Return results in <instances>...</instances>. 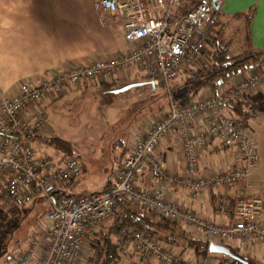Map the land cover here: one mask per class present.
I'll list each match as a JSON object with an SVG mask.
<instances>
[{
  "label": "built area",
  "instance_id": "obj_1",
  "mask_svg": "<svg viewBox=\"0 0 264 264\" xmlns=\"http://www.w3.org/2000/svg\"><path fill=\"white\" fill-rule=\"evenodd\" d=\"M95 7L103 15L121 19L125 39L136 45L134 50L44 76L35 83L23 82L16 95L0 97V205L24 206L46 199L51 206L37 239L9 264H84L87 246L98 230L110 223L122 224L123 216L115 208L118 199L196 231L208 247L200 256L187 259L155 236L126 228L120 238L131 239L127 246H131L133 264H221L210 253V245L235 241L240 249L264 246V199L249 197L255 190L249 179L260 155L252 134L237 116L226 112L230 102L243 103L260 88L264 69L252 68L241 81L232 85L224 81L217 92L181 106L172 104L168 111L150 116L145 130H132L122 162L105 190L56 201L55 196L81 173L82 165L59 151L41 155L34 141L54 135L45 109L32 119L29 112L67 88L135 65L142 66L153 80L169 85L184 67L202 58L220 25V9L213 0H98ZM201 117L206 129L196 132L192 124ZM172 133L182 143V175L166 170L158 156L161 142ZM216 140L234 146L242 165L202 175L201 157ZM143 170L157 182L152 191L136 188ZM179 187L194 200L214 189L233 188L237 197L231 220L216 222L183 211L166 197V188ZM228 206L226 198L217 201L222 215Z\"/></svg>",
  "mask_w": 264,
  "mask_h": 264
},
{
  "label": "crops",
  "instance_id": "obj_2",
  "mask_svg": "<svg viewBox=\"0 0 264 264\" xmlns=\"http://www.w3.org/2000/svg\"><path fill=\"white\" fill-rule=\"evenodd\" d=\"M97 1L0 0V97L16 95L23 82L35 83L44 76H52L60 71L86 65L95 60L115 58L134 50L136 45L130 44L125 39L121 19L100 13L95 7ZM249 17L251 20L248 26ZM233 19L239 20L240 25L245 27V37L242 38L244 45L239 47V52H264V0H220L221 26L213 31L211 44L215 41L219 44L220 37L227 27L226 23ZM206 57L197 61L196 65L184 67L181 74H194L195 66L198 67L204 63L203 60H206ZM251 72L253 70L227 79L225 83L232 85L248 77ZM148 77V72L142 66L135 65L117 70L108 76L83 81L77 86L67 88L61 96L45 99L40 106L34 107L28 116L32 119L41 108L47 112L49 108L61 101L89 97L103 89H109L115 93L126 86L146 81ZM198 91L199 93L194 95L195 100L213 93L211 89L201 87ZM243 103L244 109L252 116L245 127L252 134L260 155V163L252 171L249 179L255 189L249 193V197L264 199V80L260 88L249 94ZM183 104L185 102L177 105ZM226 112L234 115L229 107ZM149 117L136 123L131 130L134 128L145 130ZM192 127L196 132H203L206 129L204 119L201 117L194 120ZM130 135L131 131L129 138ZM34 143L41 155L55 152L42 139L35 140ZM119 144L123 145L124 151L118 160V167L128 143L124 146V143L120 141ZM158 156L169 172L181 175L185 172L182 143L177 133H172L161 142ZM241 165L236 148L216 140L212 141L204 151L200 162V172L202 175L224 172ZM109 182L110 180L103 190L107 188ZM156 185L157 182L150 178L147 170L140 173L136 182V188L144 191H152ZM166 197L178 203L183 211L200 214L207 220L222 222L231 220L237 196L233 188H218L194 200L186 189L179 187L166 188ZM221 198H226L229 205L225 215L220 214L217 207V201ZM183 231L194 234L193 237L199 240L196 231L184 229ZM224 246L241 259L249 258L252 264H264V246L262 245L240 249L237 242L230 241ZM232 248L236 253L232 251ZM221 259L219 262L225 264ZM240 264L245 263L240 262Z\"/></svg>",
  "mask_w": 264,
  "mask_h": 264
},
{
  "label": "rangeland",
  "instance_id": "obj_3",
  "mask_svg": "<svg viewBox=\"0 0 264 264\" xmlns=\"http://www.w3.org/2000/svg\"><path fill=\"white\" fill-rule=\"evenodd\" d=\"M226 26L220 42L218 41L220 45L216 41L208 43L202 56H207L206 60L198 67L195 66L194 74H181L169 85L149 76L146 81L134 83L142 85L129 91L117 94L103 89L89 97L75 99L76 101H61L48 109L49 125L54 137L69 142L74 148L73 157L82 165L81 173L67 188L68 193L77 196L103 191L117 169L118 160L124 151L123 145L119 143L123 142L124 146L128 143L129 133L136 123L152 116L151 114H157L161 106L164 109L159 114L168 111L171 99L174 100V105L195 101V92L203 82L197 73L211 66L212 55L218 49L227 47L232 57L243 53L238 49L244 45L242 38L245 37V27L236 19L227 22ZM193 64L196 65L197 61L190 65ZM262 69L264 68L258 70ZM50 209L46 199L24 206L0 205V264H9L10 259L16 258L37 239L44 216ZM114 223L101 228L90 240L84 264H99L98 260L104 248L103 238L109 236V229ZM121 233L123 231L112 236L113 242L118 246L119 258L111 264H133L132 251L129 249L131 246H127L131 239L122 241ZM188 235L193 237L194 234ZM186 248L176 250L189 259L193 256V251L185 250ZM232 251L235 252L233 248ZM214 255L218 258L222 256Z\"/></svg>",
  "mask_w": 264,
  "mask_h": 264
},
{
  "label": "trees",
  "instance_id": "obj_4",
  "mask_svg": "<svg viewBox=\"0 0 264 264\" xmlns=\"http://www.w3.org/2000/svg\"><path fill=\"white\" fill-rule=\"evenodd\" d=\"M250 20L251 17L248 18V26ZM252 68H264V52L249 51L243 55L232 57L229 49L225 47L214 52L211 66L205 70L199 71L197 74L203 81L201 83V88L211 89L217 92L224 81L244 74ZM195 93V95H197L199 91L197 90ZM172 104H174L173 99H171L169 106ZM228 107L233 111L234 115L240 119V125L246 126L252 116L244 109V103L230 102ZM163 109L164 107L161 106L158 111L161 112ZM159 112H157V114H159ZM43 140L44 143L54 151L73 156L74 148L69 142L58 137L45 138ZM73 182L74 181L69 183L65 190L55 196L57 202H61L62 199L67 196H74L67 191V188L70 187ZM115 208L122 214L123 222L121 225L114 223V226L109 229V236L103 238L104 248L98 260L99 264H111L115 259L119 258L118 246L113 242L112 236L118 234L119 231H124L126 228H133L151 234L161 242L176 248L183 249L187 247L193 251L196 257L200 256L203 251H208V247L202 241L190 237L183 231L181 226L163 219L149 210L142 209L132 204L127 199H118L115 201ZM101 228H106V226ZM213 256L218 261L222 258L221 260H224L225 264H240V261L228 256L222 255L220 258L214 254ZM242 260L246 262L245 264H252L247 257L242 258Z\"/></svg>",
  "mask_w": 264,
  "mask_h": 264
},
{
  "label": "water",
  "instance_id": "obj_5",
  "mask_svg": "<svg viewBox=\"0 0 264 264\" xmlns=\"http://www.w3.org/2000/svg\"><path fill=\"white\" fill-rule=\"evenodd\" d=\"M219 0H213V4H214V7L216 9H220V5H217ZM142 84H132V85H129V86H126L120 90H117L115 91V93H122V92H125V91H129L130 89L134 88V87H137V86H141ZM209 251L210 253L212 254H219V255H224V256H228L230 258H233L235 260H238L240 261L241 263H246L244 260H242L240 257L234 255L231 250L224 246V245H215V244H212L210 245L209 247Z\"/></svg>",
  "mask_w": 264,
  "mask_h": 264
}]
</instances>
